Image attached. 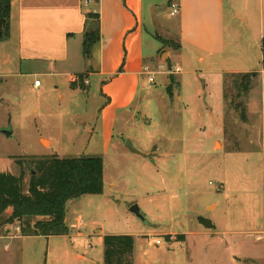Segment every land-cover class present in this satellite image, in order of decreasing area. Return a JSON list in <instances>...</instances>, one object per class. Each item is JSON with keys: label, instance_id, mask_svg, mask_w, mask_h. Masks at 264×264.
Segmentation results:
<instances>
[{"label": "rangeland", "instance_id": "1", "mask_svg": "<svg viewBox=\"0 0 264 264\" xmlns=\"http://www.w3.org/2000/svg\"><path fill=\"white\" fill-rule=\"evenodd\" d=\"M168 1L157 0L159 8L156 10L146 3L147 19L159 18L156 29L151 22L147 24V49L151 44L161 47L152 37L156 32L166 42H163L154 71L150 69L154 79L151 91L147 84L141 88L128 126L122 119L118 120L116 147L103 151L99 131L90 133L92 120H97L100 128L104 103L97 80L74 101L60 78L39 77L43 83L39 92L32 89L33 77L23 80L19 87L9 79L0 78V164L4 172L18 176L17 161L24 158L100 157L104 162V187L109 203L101 195L84 199L95 202L88 203L85 212L87 217L97 221L98 231L100 227L133 235L145 231L151 235L140 238L137 246L144 244L152 255L173 242L164 237V233H178L174 235L175 242L186 240L187 236L180 233L188 234V242L179 243L176 254L171 255V264H185V260L186 264H264L263 82L261 77L254 79L250 91L242 93L224 73L204 71H230L242 68L237 66L245 64L242 61L253 63L254 56L247 48L249 33L240 30L238 48L228 51L227 63L202 66L195 52H189L188 57L174 53L173 62L181 71L175 76L176 70L167 67L166 62L168 52H173L178 45L175 31L179 19L171 16ZM227 13L230 19L228 0ZM91 23L94 24V20ZM157 77L160 81H156ZM161 77L163 84H159ZM84 82L83 89L87 87ZM170 85L172 95L167 91ZM202 96L212 101L217 113L223 103V113L221 119L213 123L218 125L220 134L213 138L206 136L209 147L196 152L189 143L193 134L204 132L201 131L206 122L201 108ZM41 139L46 141L41 142ZM124 140L125 149L121 147ZM128 140L140 155L126 148ZM184 148L188 150L186 158L182 153ZM213 203L219 207L215 210L212 206L206 211ZM135 204L139 205L147 223L131 212ZM206 214L215 221V230L198 223V216ZM157 240L162 242L160 250H155L157 245L149 247V243L156 244ZM90 243L96 244V241ZM84 246L80 243L66 261L60 251L48 254L45 239L0 237V264H90L79 260V256H86V260L92 257L88 255L91 250L85 255ZM100 249L94 246V250ZM93 258L95 264H102V252Z\"/></svg>", "mask_w": 264, "mask_h": 264}, {"label": "crops", "instance_id": "2", "mask_svg": "<svg viewBox=\"0 0 264 264\" xmlns=\"http://www.w3.org/2000/svg\"><path fill=\"white\" fill-rule=\"evenodd\" d=\"M168 2L170 6L172 3L180 6L179 23L175 31L178 45L173 52H168L166 62L167 67L176 70L175 76H178L181 71L173 62L175 61L174 53L176 55L183 53L187 56L189 52H195L198 54L197 61L202 66H207V63L208 65L217 64L221 61L227 63L229 61L228 51L238 48L240 30H244L249 33L247 48L254 56L253 63L242 61L241 63L245 64L237 65L242 68L230 71L223 69L204 71L207 73L222 72L224 76L255 73L257 75L255 79L258 80L261 77V81L264 82L261 49L264 39V0H228L230 19L227 13V0H169ZM146 3L151 9L154 6L155 10L159 8L157 0L154 2L152 0H12L10 38L0 43V78L9 79L16 87H19L23 80L33 77L32 89L35 92H39L43 87V83L39 88L34 86L35 81L40 80L39 77L60 78L64 81L62 85L66 86L67 94L74 101L92 87L94 79L97 80L95 82L100 86L104 103L100 112V128H98L97 120H92L90 133L93 135L99 131L103 151L116 147L114 138L118 120L122 119L124 125L128 126L129 119H133L130 116L137 105L141 88H144L146 84L148 90L152 88L149 80L152 75H149L146 69L153 70L164 46L163 41H166L156 32L152 37L161 43V47L151 44L150 49H147L145 44L147 24L151 22L156 29L159 18L154 16L152 20L147 19ZM89 14L99 17L100 39L93 47L92 55L85 60L83 45L86 30L91 25V21H87ZM255 65H257L256 68ZM79 75L84 76L83 81L79 79ZM163 81L161 77L159 84H163ZM83 82L87 84L84 89L82 88ZM177 83L181 87L179 78ZM93 94V89H91L90 96ZM60 98L63 99L64 95ZM182 103L186 107L184 100ZM201 108H203L206 119L201 129L204 132L193 134L189 143L190 147H193L192 151L196 152L209 147L206 136L213 138L220 134L218 125L213 123L221 119L223 103L219 108L220 112L217 113L212 101L204 96ZM207 124L210 127H206ZM211 125L214 126L211 127ZM42 141L46 140L41 139ZM48 143L50 145V142ZM124 143L125 140L123 145L121 144L123 149H125ZM182 153L186 158L187 148L182 149ZM0 167L3 171L1 164ZM106 189L105 186L101 197L109 203L110 199L106 198L105 194ZM86 197L68 203L66 224L69 234L67 235L26 237L21 234L20 226L14 225L10 227L11 232L8 235L3 233L0 237L7 240L45 239L48 254L60 251L66 261L70 260L71 252L75 253L79 244L82 243L85 245V255L88 250H91L92 253L89 252L88 255L92 257L86 260V256H79V260L90 264H95L93 257H98L101 252L103 264V239L106 235H130L135 238L133 264H171L169 263L171 255L176 254L179 243L188 242L189 235L186 233H180L187 236L182 242L174 241V235L178 233H164L163 236H170L173 242H169V246L163 250L157 246L155 250H160V252L152 255L146 250L144 244L139 243L137 246L138 242H141L140 238L151 235L146 234L145 231L138 235L108 231L101 227L98 231L97 221L92 217H87L85 212L88 208L86 205L95 202L93 200L84 201ZM212 206H215V210L219 207L217 203H213L206 207V211ZM11 212L9 210L7 214L10 215ZM198 217L210 220L217 227L211 215ZM149 226L152 227L151 224ZM91 240H95L96 244H91ZM153 245L156 247L155 243H149V247ZM94 246L101 249L94 250ZM186 263L187 260H185Z\"/></svg>", "mask_w": 264, "mask_h": 264}, {"label": "trees", "instance_id": "3", "mask_svg": "<svg viewBox=\"0 0 264 264\" xmlns=\"http://www.w3.org/2000/svg\"><path fill=\"white\" fill-rule=\"evenodd\" d=\"M11 1L0 0V19L4 20L0 43L10 38ZM88 20H94V24L91 23L87 28L84 37L83 50L87 58L100 39L98 15L89 14ZM261 49L264 71V39ZM79 77L83 81L84 76ZM227 77L240 88V92L248 93L257 75L229 74ZM167 91L172 95L173 86L170 85ZM224 99H227L226 92ZM242 116L246 118L245 114ZM17 165L20 169L18 176L3 172L0 167V233L4 232L6 235L14 225H19L21 234L26 237L67 235L68 203L84 196L104 193V162L100 157H30L20 159ZM9 210L12 212L7 215ZM198 222L206 229L216 228L210 220L203 217H199ZM103 248V264H133V236L106 235Z\"/></svg>", "mask_w": 264, "mask_h": 264}, {"label": "water", "instance_id": "4", "mask_svg": "<svg viewBox=\"0 0 264 264\" xmlns=\"http://www.w3.org/2000/svg\"><path fill=\"white\" fill-rule=\"evenodd\" d=\"M3 28H4V20L3 19H0V34L3 32ZM4 134H6L7 136H10L11 133L10 132H3ZM127 149L129 151H131L132 153H135V154H140V152L134 148L131 140H128L127 141V145H126ZM131 212L137 217L139 218L143 223H147L146 221V218L144 216V214L142 213L139 205L135 204L131 207Z\"/></svg>", "mask_w": 264, "mask_h": 264}, {"label": "built area", "instance_id": "5", "mask_svg": "<svg viewBox=\"0 0 264 264\" xmlns=\"http://www.w3.org/2000/svg\"><path fill=\"white\" fill-rule=\"evenodd\" d=\"M171 16L176 17L180 14V6L176 3H172L171 4ZM146 71L148 72L149 75H152V72L150 71L149 68L146 69ZM178 71V70H177ZM78 80V79H77ZM150 82H154L153 77H150ZM41 81L40 80H36L34 86L39 88L41 86ZM262 106H263V114H262V119H263V123H264V82H263V88H262ZM261 238H259L260 240ZM156 245H162L161 240H157L156 241Z\"/></svg>", "mask_w": 264, "mask_h": 264}]
</instances>
